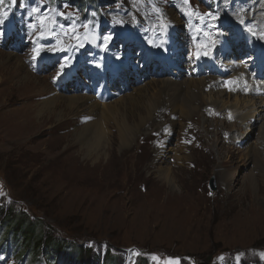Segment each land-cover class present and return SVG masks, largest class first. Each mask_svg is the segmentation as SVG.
Listing matches in <instances>:
<instances>
[{"label":"rangeland","instance_id":"obj_1","mask_svg":"<svg viewBox=\"0 0 264 264\" xmlns=\"http://www.w3.org/2000/svg\"><path fill=\"white\" fill-rule=\"evenodd\" d=\"M237 4V0H0V121H9L10 112L19 115L16 108L21 104L47 98L48 92L36 99L33 94L48 89L49 84L50 91L53 88L63 95L74 93L108 102L161 77L204 79L202 69L208 67L220 73H213L217 82L202 90L207 103L219 100H212L210 93H224L230 87L235 90L232 99L249 98L264 104V58L257 50L264 39L257 37L264 29V0L245 1L250 22L242 19ZM143 8L155 20L161 12L168 13L162 20L161 28L166 29L159 44L167 53L179 54L162 65L147 53V40L138 41L146 29L141 24L147 17ZM220 19L225 26L216 24ZM126 21L131 31L119 34L115 29ZM111 22L115 29L110 28ZM108 28L114 34L110 47L104 42ZM184 33L185 43L170 45L169 40ZM47 37L60 42L53 52L41 50L54 46L45 44ZM234 40L241 43L235 46ZM104 48L116 49L126 58L130 79L119 75L123 70L102 55ZM6 53L20 57L43 82L34 76L29 82L19 84L17 79L12 83L21 71L14 68L17 62L1 69L9 60ZM135 53L137 59H133ZM70 65L73 71L69 72ZM63 72L68 77L58 79ZM133 72L141 79L135 80ZM73 74L79 75L77 80L71 78ZM50 77L56 79L52 84ZM77 85L81 86L78 91ZM231 102L224 111L242 124V116L251 114V107L245 103V108H233ZM215 108L208 104L191 120L199 118L204 123L203 115L214 113ZM165 109L168 116L161 121L175 123L169 133L168 148L172 149L178 131L185 129L189 119ZM36 111L33 107L24 115L31 118L27 129L10 127L9 122L0 127V132H6L0 136V264H264V139L258 149L250 147L255 138L262 137L264 114L251 141L238 135V149L213 141L207 153L197 142L196 150L187 153L192 167L184 163L171 170L173 187L161 180L151 160L155 150L159 152L157 138L161 135L153 133L156 123L145 124L127 149L113 136L111 146L105 144L96 158L87 155L84 143L74 135L84 124L80 114L69 115L64 107L61 119L47 113L38 119ZM230 124L232 133L237 124ZM112 125L108 132L116 135ZM192 142L190 135L186 143ZM249 149L258 154L257 161L252 160L257 170L243 160ZM218 155L229 162L227 168L218 163ZM161 159L162 166H170L172 151ZM225 169L230 173V189L220 178ZM211 177L214 189L208 183ZM9 207L16 210L14 214L24 212L26 218L21 212L12 218ZM15 218L19 226L40 219L65 247L55 251L44 244L41 249L26 244L24 226L22 232L10 227L14 224L9 221Z\"/></svg>","mask_w":264,"mask_h":264},{"label":"bare ground","instance_id":"obj_2","mask_svg":"<svg viewBox=\"0 0 264 264\" xmlns=\"http://www.w3.org/2000/svg\"><path fill=\"white\" fill-rule=\"evenodd\" d=\"M217 1L218 3L221 2V0H217ZM237 1H238L237 8L241 11L242 19H246V22H250L249 19L250 8H248L247 7L248 5L245 4L246 0H237ZM144 11L147 13L145 9ZM176 12L178 13L181 11L177 9ZM166 14L168 15V13L166 12L164 13L161 12L159 16H157L159 17L157 18L158 20H155L147 13V17L143 22H149V23L145 24L141 22V24L146 29H142L141 32L143 36L138 40L139 42H143L144 40H147L148 43L147 53L149 55H153L154 57H157L161 65L170 61L171 55L175 57L178 56L179 54L178 51L169 54L165 51L163 47H160L159 44V39L166 29V28L165 29L161 28L162 20L164 19ZM255 18L258 19L259 17H255ZM216 24L218 26H225L223 19H220ZM112 25L113 22H111L110 28L115 29ZM110 28H108L109 31H107V35L104 38V42L107 47H110L109 42L111 38L114 36ZM115 30H117L119 34H122L125 30L131 31V23H128V21H126V23L118 24V27ZM185 35L186 34L184 33L183 35L176 36L174 40H169L170 45L174 43V41H175L173 45L174 47L182 43H185L186 41V38H184ZM259 36L264 37V29L257 34V37ZM47 38H49V40L46 41L45 44L52 43L54 46L49 47L47 49L41 48V50L43 49L42 51H50V52L55 51V46L57 47V45H59L60 42H53L52 37H47ZM262 42L263 44L260 47H258L257 50L261 53V56L264 58V39L262 40ZM239 43H241L240 40H234L233 45L236 46ZM89 46L92 45L89 44ZM222 46L223 47L227 46V43L222 42ZM141 51H143V49H141ZM117 52L118 51L116 49H111V52H109L106 48H104L102 55L109 62H111L112 65H114L115 67H119V69L121 68L123 70V73L119 75H122L124 78L130 79L128 76L129 71L126 70L128 62L125 57H120ZM5 55L9 56V60H7L4 64L1 65L2 66L1 69H4L13 62H17L14 64V68L18 69L19 67L21 71V73H19L12 79L11 81L12 83L15 82L17 79H18L17 82L19 84L26 81L29 82V80L31 79H35L34 76L36 75L32 74L27 69V66L24 64V62L20 57H18L13 53H6ZM24 58L26 61V57ZM133 59H137L136 53L133 55ZM202 61H203L202 57L201 59L196 60L198 64H201ZM130 64L132 65V61H130ZM68 70L69 72L73 71V66L70 65ZM202 70L204 71V73H206V78L204 79L182 78L180 81H174L172 77H168V76L161 77L158 80L148 82L143 86L133 90L132 92L126 93L125 95L116 98L114 101H108V102L104 100H99L96 97H86L83 95L82 96L76 95L74 93L63 95L61 93L55 92L53 88L50 91L49 89L51 88V86L49 84L48 89L43 87L41 91H37L35 94H33V96L36 99L37 97L44 95L45 93L48 92L49 96L47 98L37 102H28L19 105V107L16 108V110L19 111L20 114L17 115L18 113L10 112L9 121L3 119L2 121H0V127H4V123L9 122L10 127L12 125L13 126L15 125L18 128L27 129L29 124L31 123V121H29L31 120V118L30 117L24 118V115H28L30 112V108L33 107L37 109L35 114L38 119H40L46 113L54 114L56 118L61 119L65 107L69 111L68 112L70 113L69 115L76 116L80 114L78 118L80 119V122L84 124L80 125L78 130L74 132V135L76 136V139L81 142V144L82 142L84 143L83 145L87 151V155H89V157L95 156L97 158L101 154L100 152L102 150L103 151L105 150L106 146L107 147L111 146L113 142V136L118 138L119 144L121 147H123V149H127L128 145H130V141L134 139L133 136L136 133L140 132L141 130H144L145 124H148L150 123V121H152L153 123H156V127H154L155 129L153 133H157L161 135L157 138V148H159V152L155 150L156 156L151 159L153 160V166L158 172V176H160L161 180H164L171 186L175 187L176 183L172 175L173 171L171 170L178 169V165L180 166L184 163H188L190 167H192V164L188 162L191 161L192 158L187 153H192L193 151L196 150L197 142L201 144V146L207 153L210 146L209 143H214L213 141L220 143V146L223 145L229 146L230 144L233 148L236 147V149H238L240 146V142L236 141V139H238V135L242 134L244 140L248 142L251 141L254 135L253 133L254 128L256 127L259 118H263L262 115L264 114V104H262L261 102H257L254 99H249V98L241 99L234 97L232 99L231 96L235 95V90L230 87H228L224 93L218 91L214 93L212 92L213 94L212 93L209 94L212 97V100L219 99L221 103L219 102V100L212 101L211 103H207L206 101H204L203 93L205 92L202 91L203 88L215 84L217 82V77L213 75V73H217V72L220 73V71L213 69L211 67L203 68ZM134 75L136 76L134 78L135 80L141 79L140 75H138V72H135ZM78 76H79L78 74H73L71 78L73 80H77ZM67 77H68V72L67 73L63 72L58 77V79L64 80ZM38 78L39 77L36 78L38 82L41 81L39 79H42L43 82L44 80L43 77L39 79ZM51 80H56V79H54V77H50V82ZM71 86H73L72 82H71ZM75 88L78 91L81 89V86L77 85ZM118 88L122 89L121 86H118ZM88 89H93V88L88 87ZM215 94H217V96H215ZM100 96H101V92H98V97ZM165 97L166 100H164ZM28 99H29V95L25 97L23 100H28ZM231 101L233 102L232 105L236 106L233 108H240V106L238 107L237 105H242L245 108L246 106L245 103L247 105H250L251 107L249 112L251 114L242 116L241 118L242 124L237 122L239 119L237 120L236 117L229 116V114L226 115V112L224 111L223 107H225V105L230 103ZM219 103L220 106H218ZM208 104H211V106L214 105L216 106V108L214 110V113L208 114L207 117L203 115L202 120L204 121V123H201L199 118H193L191 120V117L196 116L195 114L200 110V108H202V112H203L204 111L203 108H205ZM164 106L166 108H171L172 111L171 115L176 113L179 115V117H182L184 119H189V122L187 120L188 123L187 124L185 123L186 124L185 129L183 128L182 131H178L177 133L178 137L176 138V146L172 148L173 150L168 148V142L170 141L169 138L170 129L175 123H172V121L170 120L161 121V119L166 118V116H168L166 111L167 109H165ZM228 106L231 109L230 107L231 104ZM58 107H61V109L57 110ZM156 110H160V112L157 113ZM236 111L238 110L236 109ZM239 112L240 111H238L237 113ZM218 115H223V116L218 117ZM230 123L237 124L236 130L233 131L232 133H229L232 127ZM111 124H113L112 126H114L116 129V135L108 132L111 129L110 128L108 130V127H110ZM2 130L0 132V136H2L3 133L5 136L6 133L5 130L4 131ZM262 131H263L261 134L262 137L255 138L254 144L250 145L251 148L254 149L259 148L260 146L259 141L264 139V129H262ZM190 135H193V142L191 143V145L188 146L186 143V139ZM171 151L173 153L174 160H170L171 162L169 163L170 166L168 165L162 166L161 157L166 152H171ZM246 152L247 153H245L243 156L244 158L242 157L243 160L245 161V163H252V160L253 159L255 160L257 158L258 155V154L256 155L257 152H254L252 150ZM214 163L216 164L217 161H215ZM218 163L223 165L224 168H227L229 164V162L225 158H220L219 155H218ZM252 164L254 165L253 166L254 169L257 170L258 164L257 165L255 163ZM228 175H230L229 170L225 169L224 173L220 176V178L223 180V182H225L224 184L226 185V187L230 189L232 184L230 183L231 181L228 178Z\"/></svg>","mask_w":264,"mask_h":264},{"label":"trees","instance_id":"obj_3","mask_svg":"<svg viewBox=\"0 0 264 264\" xmlns=\"http://www.w3.org/2000/svg\"><path fill=\"white\" fill-rule=\"evenodd\" d=\"M9 212H11L12 210H14L12 207H9ZM16 211V210H14ZM21 212L24 215H21L23 217H25V213L22 211H17L16 214H14V212L12 211L11 215L12 218L16 216H18V213ZM13 214V215H12ZM27 216V215H26ZM26 218V217H25ZM12 221H14V223H12ZM23 221H25L23 219ZM14 224V226H10L11 228L13 227H17L18 231H21V227H23V229H25V232H22L24 234V239L26 241V244H33L34 246H36L37 248L41 249V244L47 245L50 248L54 249L55 251L60 249L61 247L64 248V241L63 240H59L56 238V236H52L51 231L49 229H46L42 223V221H40V219H34V220H26L25 222H21L22 226H19L18 223H20V220L18 218L12 219L11 221H9V224ZM26 226V227H25ZM6 231H12V229H5ZM35 230V233H33V231ZM43 245V246H44ZM82 248V247H81Z\"/></svg>","mask_w":264,"mask_h":264},{"label":"water","instance_id":"obj_4","mask_svg":"<svg viewBox=\"0 0 264 264\" xmlns=\"http://www.w3.org/2000/svg\"><path fill=\"white\" fill-rule=\"evenodd\" d=\"M208 183H209V185L212 187V189L215 188V185H214V178H213V177L210 178V180H209Z\"/></svg>","mask_w":264,"mask_h":264},{"label":"snow or ice","instance_id":"obj_5","mask_svg":"<svg viewBox=\"0 0 264 264\" xmlns=\"http://www.w3.org/2000/svg\"><path fill=\"white\" fill-rule=\"evenodd\" d=\"M0 23H3V21H0ZM39 54V52H37V55ZM35 58V57H34ZM61 67H63V65L61 66Z\"/></svg>","mask_w":264,"mask_h":264}]
</instances>
